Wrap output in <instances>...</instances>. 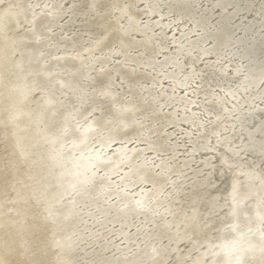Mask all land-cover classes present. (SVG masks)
Returning a JSON list of instances; mask_svg holds the SVG:
<instances>
[{
	"label": "bare ground",
	"instance_id": "1",
	"mask_svg": "<svg viewBox=\"0 0 264 264\" xmlns=\"http://www.w3.org/2000/svg\"><path fill=\"white\" fill-rule=\"evenodd\" d=\"M42 1L21 0L22 8L15 9L14 0H7L0 7L5 27L14 22L30 26L33 35H25L29 40L52 39L53 28H58L62 32L52 41L75 43L72 53L62 54L59 47V53L49 54L47 64L56 62L67 73L58 77L63 86H57L52 96L44 93L43 97L47 88L34 97L21 94L28 88L24 70L11 65L5 71L2 66L5 77L0 62V147L6 152L5 165L0 162V264H130L139 256L145 258L142 263L157 257L156 264H264V11L260 1ZM141 18L146 21L141 23ZM63 20L66 26H58ZM113 50L120 62L111 65L108 59L97 70L83 73L93 79V88H87L92 94L115 76L117 83L96 93L101 100L113 99L111 108L102 110L85 98L75 75L78 65L67 62L112 57ZM71 54L75 56L69 58ZM8 55L3 60L7 65L12 63ZM12 80L18 91L10 88ZM118 83L129 98L123 104L117 102L121 95L109 91L117 89ZM188 85L194 91L183 94ZM63 92L72 98L79 118L87 117L86 123L101 121L102 115L110 113L103 125L97 123L108 127L107 133L140 135L137 140L144 153L139 158L121 153L127 169L136 171L141 182L122 194V218L125 223L137 217L143 228L134 234L123 229L125 241L113 249L114 255L101 254L110 245L97 236L90 239L95 240V248L85 249L86 237L94 232L78 229L75 197L57 198L58 191L53 190L55 206H51L56 214L51 221L45 218V202L40 203L44 181L40 165L50 153L44 145H36L28 118L38 124L54 119L65 127L56 110ZM99 115L101 119L96 118ZM143 120L152 122L146 130L139 126Z\"/></svg>",
	"mask_w": 264,
	"mask_h": 264
},
{
	"label": "rangeland",
	"instance_id": "2",
	"mask_svg": "<svg viewBox=\"0 0 264 264\" xmlns=\"http://www.w3.org/2000/svg\"><path fill=\"white\" fill-rule=\"evenodd\" d=\"M259 1V3L257 2L258 6H261L260 9L264 11V0ZM6 2L7 0L0 1V7L6 4ZM46 2L47 0H43L41 3L44 4ZM203 3L204 2H202V4ZM19 4H21V0H14L15 9L22 8ZM41 6L37 5L35 7L36 10L38 8L37 11H39V8ZM248 7L249 6H247L246 8ZM2 10L3 9H1V11ZM246 11L248 13H251L250 10ZM34 13L35 12L33 11V14ZM24 20L27 21L26 18ZM145 21V19H140L141 23H144ZM11 24L12 25H10L8 28L5 27L6 24H4V22H0V62L4 76V70L6 71L7 68L11 67L12 65L17 71L24 70V74L26 77L24 84L27 85L28 88L25 91L21 90V94L23 92H28L32 97H34L36 94H40L41 91H44L47 88L46 91L42 93L43 97H45L44 93H48L49 96L55 95L56 93L54 92V89L57 88V86L62 85L61 80L58 77L61 74L65 75L67 73L64 72L65 69H60L59 64L56 62L47 64L50 61L49 54L56 55V53H59V47L62 48V54L72 53V50L75 48V46L72 45L75 43H73V40L69 39H65L64 41L62 39H59L58 42H54L57 38V35L62 32L61 29L58 28H53L54 34L52 33L51 35L52 39L49 38L47 39V41H41L43 44L40 43V41L38 43V40H29L28 37H25V35H33L32 29L27 23L14 22ZM24 25L27 28H25ZM59 25H63V27L66 26L64 20L63 22H59L58 26ZM71 28L72 27H70L69 30H72ZM56 31L57 34H55ZM34 34H36V36L39 38L38 32ZM77 35H75V37ZM80 36L82 38H85L84 36H86V34L82 33L80 34ZM6 38L10 41L8 40L7 42ZM53 39L54 41H52ZM82 41V44L84 45L85 41ZM8 43L10 44L8 45ZM7 48H9L10 51H8ZM46 49L47 51L43 52ZM35 50L40 54V57L37 55ZM7 53L10 54L8 55L7 59L9 60L10 58V61H12V63H9L8 65L3 61L5 54ZM112 54V57L109 56L108 58H100V60H91L92 56L90 58L82 56L83 58L81 60H77L76 64H73L71 62L72 59L67 62V64L70 62L73 66L78 65V70L80 69V71L79 74L75 75L77 76L79 83L83 85L84 93L86 92L85 98H91V106L100 107L102 108V110L104 108L110 109L113 99L107 98L101 100L96 96V93L103 90V88L110 87L108 85H111V82L113 84L117 83L115 76L111 77V82L109 84L100 86L98 90L93 89L94 94H92L87 88H93V86L90 85L91 83H93V79L83 77V73L87 74V71L89 69L97 70L98 65L102 64L101 62L108 59V63H110L111 65L120 62L116 60V50H113ZM234 55L235 54H233V56ZM74 56L75 54H71V57L69 58H72ZM98 57L99 54H95V58ZM90 60L92 63L88 64ZM2 66L5 67L4 70ZM45 69L51 71L50 74L48 73L47 75H45L43 72ZM38 70H40V73H38ZM241 70V68L238 69V72L240 74L242 73ZM10 81L11 80H9L8 82ZM191 82L192 87H195V83H193L194 79H192ZM44 83L46 84V87H44ZM114 86H116L117 89H110L109 91L112 92L114 96L121 95L120 100L117 102L122 101L121 104H123L129 101V98L126 96L127 94L125 93L126 91L123 89V86L119 83L118 85ZM10 88H13L17 91L19 90L18 86L15 85V80H12V86H10ZM43 88L44 90H42ZM191 91L194 90L190 88V85H188V89L185 90L183 94L187 92L189 93ZM31 96H29V99H32ZM155 96L157 97V100H160L157 93ZM95 97L96 100L93 101ZM57 98L62 99V105L56 108V110L58 111L60 117L63 119L65 127L60 126V124L54 119H52L50 123L48 121L46 123L43 122V125L42 123L38 124L36 119H34L35 123H33L28 118L31 125L30 128L32 129L31 134L33 133V131L35 133V137L33 138L36 139V145H44L45 147H47L48 152L50 153L49 157L48 155L44 157L45 163H41L40 165V175L43 176L42 178L44 179L41 185L43 194L40 203L45 202L42 203L45 204V218L51 221L56 214L54 213L55 207L53 208V206L55 205L52 203L54 202L52 199L53 190L57 189V198L61 197L64 200H69V197H75L78 200L77 212L78 219L80 221L78 229L83 230L82 228L85 227L90 228L92 232H94V236L86 237V240L84 242L88 241L89 244L85 247V249L92 248L93 246L95 248V240H93L91 243L90 239L97 236L100 237L97 239L99 242L106 239L107 243L110 245L108 250L104 251V253L101 254L111 252L110 255H114L115 252L113 253V249L116 247H121L123 245V242L125 241L122 238L123 229L128 228L129 231L131 230V232L134 234L136 231H141V229L143 228V226L140 224V220H138L137 217L133 216L125 223L123 222L122 218V214L125 211L124 206H122V203L124 201L122 199L124 195L122 194H126L129 188L134 189L140 186L141 182H138V178H136V171H131L130 168L127 169V167H129V164H126L122 161L121 153L126 152V157L131 154L134 156V158H139L144 153L142 151L143 146H141L140 141L137 140V137H139L140 135L136 131L127 133L119 132V136L112 134L113 131L107 133V130L109 128H106L105 126L100 127L97 125V123L103 125L102 121L106 118H109L110 113L107 114L108 116L106 114L102 115V118H104L103 120H97L96 122L89 124L86 123L87 117L79 118L80 116L77 114V111L73 107L72 98H70L67 93L63 92L62 94H59V97ZM34 102L35 100L32 104H34ZM159 105L163 106L161 103H159ZM99 112H101V110H99ZM100 117V115L96 116L97 119H99ZM112 120L114 122L117 120V118H112ZM135 123L138 124L139 121L135 120ZM151 123L152 122L143 120L139 124V126L143 130H146L148 128V125H151ZM26 126L29 125L26 124ZM94 131H96V133H94ZM166 131L167 134H170L171 136L174 135L173 130L166 129ZM100 132H103L101 133L102 136L97 135ZM73 136H75L76 138L74 137L75 139H73ZM175 137H177V135ZM234 139L236 140V138ZM5 154V150L0 147L1 165H5L6 163ZM51 160H55V162H50ZM128 171H131L130 176H128ZM160 190L162 191L161 188ZM158 203H161V201L159 200L157 204ZM52 204L53 206H51ZM164 205L165 202L163 201L160 206L163 207ZM86 231L87 229H84L85 233ZM132 243H136V240L133 239ZM186 244L188 245L190 244V242L188 241V243ZM201 245L203 246V244ZM100 249L96 253L97 256H99V252H101ZM139 258L140 256L137 257V259H134V262L129 261L128 263L156 264L154 260H156L157 257H148L149 260L146 259L145 263H142L145 258ZM161 260H163V256L161 257Z\"/></svg>",
	"mask_w": 264,
	"mask_h": 264
}]
</instances>
